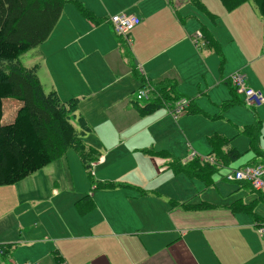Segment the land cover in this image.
I'll return each instance as SVG.
<instances>
[{
    "label": "crops",
    "instance_id": "crops-1",
    "mask_svg": "<svg viewBox=\"0 0 264 264\" xmlns=\"http://www.w3.org/2000/svg\"><path fill=\"white\" fill-rule=\"evenodd\" d=\"M67 1L68 7L62 8L56 26L38 46V52L50 69L55 89L51 91L62 102L77 100V106L91 101L82 107H94L95 117H100L99 111L110 115L125 112L136 120L144 104L139 106L134 101L135 92L143 83L154 84L157 89L164 81L167 86L173 83L176 94L187 100L188 93H178L177 85L187 80L196 65L198 71L210 68L208 59L216 57L207 53L210 47L216 55H222L223 46L216 35L204 26L197 30L191 21H182L180 14L172 15L165 0H116L117 8L110 16L124 11L134 15L140 24L120 48L115 42L99 51L91 41L89 48L83 37L102 22L94 15L89 19L77 11L76 4L84 3L83 0ZM180 4L176 0V6ZM204 14L208 17L207 12ZM127 47L135 49L137 57L136 65L133 60L128 64L136 76L131 82L126 80L130 70L122 60V57L127 60ZM79 60V64L73 63ZM96 71L103 73L105 79L100 85L88 84V75ZM220 77L218 88L226 86L223 88L229 92L228 100L234 99L235 105L242 102L241 95L231 93L228 77ZM204 84L197 87L201 92L208 94L215 89ZM246 84L253 90L259 88L249 85L247 78ZM242 105L246 107L244 102ZM188 108L190 113L186 116L199 113L192 102ZM248 109L253 115L227 121L231 125L228 136L212 131L205 137V147L193 148V152L190 147L194 143L186 142L189 151L186 158L184 145L179 153L172 142L154 144L146 134L149 130L139 134L143 148L151 146L156 150L152 152L164 156L151 159L152 166L145 171L138 166L120 176L106 172L95 177L117 182V189L98 187L85 175L69 174L73 193L65 195L56 182L60 181V174L56 170L53 174L44 173L42 169L26 177L32 178L30 188L0 187V245L6 250L0 256V264H264V237L256 231L264 223V185L255 191L247 183L226 182L222 176L248 166L264 168V155L258 150L260 143L257 150H250L248 137L242 133L244 127L259 122V134L264 136L260 123L264 122V106ZM76 115L72 117H82L79 112ZM182 131L170 123L172 140L174 136H186ZM238 135L241 140L232 141ZM213 136L224 139L222 153L232 149L240 156L243 154L239 165L231 169L229 162L223 165L215 154H206L205 151H211L208 139ZM116 141L110 142L111 147ZM86 147L95 153L92 156L100 157L91 146ZM206 157L218 169L208 185L169 168L173 160L186 166L191 159L203 161ZM143 158L140 155L136 162ZM78 178L83 182H78ZM261 180L264 181V175Z\"/></svg>",
    "mask_w": 264,
    "mask_h": 264
},
{
    "label": "rangeland",
    "instance_id": "rangeland-1",
    "mask_svg": "<svg viewBox=\"0 0 264 264\" xmlns=\"http://www.w3.org/2000/svg\"><path fill=\"white\" fill-rule=\"evenodd\" d=\"M83 1L84 3L78 1V5H80L90 17L94 15L95 18L100 19L99 22H102V25L94 28L93 31L85 33L83 43L85 42V45L91 48V41L99 51H105L107 48H110V45L113 46L115 42H118L116 43V47H122V44H124V42L126 43V40H128L129 34L127 37L115 36L112 33L113 31L111 32L108 27L109 24L106 21V17L109 18L112 11L117 8L116 4L118 3H116V0ZM165 1L169 2L168 7L172 8V15L180 14L183 17L181 18L182 21H191V26L193 27L195 24L197 30L204 26L208 31H211V34L217 36L220 40V44L223 46L221 56L216 55L214 49L210 47V49L207 50V53L216 56L208 59L207 62L210 68L198 71V65H196V70L185 82H182L181 85L178 84L176 88L178 93H182L183 91L188 93H184L187 96V100L192 102V104L198 109V114H202L203 116H198V114L186 116L182 114L183 116L181 118L178 117L176 121L172 119L173 117L169 110L166 108H159L149 115H137V119L134 121L131 119L132 116L128 113L125 115V112L124 114L117 113L110 115L105 111H99L100 113H98V115H100V117H95L93 114L94 107H82L83 104L91 103V101L86 100L82 103L80 102L75 113L77 114V117L78 112L82 115L84 123L89 128V132L82 130L80 124L77 123L78 118L74 119L71 116L70 123L74 125L77 137L86 146H91L96 150L101 158L99 157L97 159V155H95L82 161L79 157L80 154L69 148L62 151L61 155L56 160L52 161L41 170L44 173L49 172L51 174L56 170V172L60 174V181L56 180V182L58 183L57 185H59L61 192L65 195L73 193L71 189L72 180L69 177V174L85 175L88 181L90 180V182L98 187L117 189V182H114L111 179L98 180L95 177L99 175L101 177L102 174H106V172H110L112 176H120L125 173V171H130L138 166L144 169V171L146 167L152 166L151 159L157 157L150 153L156 150L151 146L143 148V146L140 145L142 138L139 139L138 137L139 134L144 133L147 130L149 131L146 134L151 138L154 144L172 142L174 150L179 153L182 149V145H184L183 156L185 158L187 156L186 154L189 152L187 146L188 143L186 144V142H189L190 144L194 143L191 145L193 147H190V150L193 152V148L198 149L205 147L204 142H207L205 137L210 135L212 131L221 132L228 136L227 131H229L231 125L227 121L230 123L232 122L231 120L239 121V119H243L244 115H253V113L248 111L249 109L242 105L244 100L242 102L239 101L240 103L237 105L228 100L229 92L223 88L226 86L222 84V87L218 88L220 86V76H227L229 82L230 74L241 70L242 74L246 76L249 85L251 84L254 88L259 87L253 91H258L264 97V23L259 14L258 7L253 0H243L234 10L229 12L224 6H222L220 0H179V3H181L179 6H176V0ZM67 2L70 1L63 0L64 8L68 7L66 5ZM72 4L75 7V4ZM205 12H207L208 17L204 14ZM119 13L126 14L127 12L122 11ZM139 22L138 25L140 24ZM196 38L198 37H195V39ZM122 50H125V48ZM38 51L39 47L20 55L14 61L12 66L17 67L21 71L29 69L33 70L39 82L42 94L47 95L52 92V89L54 91L55 89L51 83L50 69ZM125 51L128 63L123 57L122 60L124 61L125 68L130 70V75L127 76L126 80L131 82L136 76H133L131 73V66L128 64H131V61L133 60L134 65H136L137 57L135 49L130 47ZM73 63L79 64L80 60ZM72 67L78 68L80 65L72 64ZM96 67L99 66L96 65ZM221 71H223L222 74ZM103 79H105V75L100 71H96L95 73H90L86 81L88 84L100 85L103 82ZM82 82H84V80H82ZM165 82L166 81H164L163 84H165ZM204 83L215 89L208 94L201 92L197 87L200 86L202 88L205 86ZM123 84L131 83L123 82ZM228 84L232 88L231 84L227 83V85ZM140 88H148L151 92V97L148 101H138L140 104L139 106H142L152 100L155 95V87L154 84L143 83L138 90H140ZM55 95L58 97L56 93ZM176 104H178V100L170 101L168 105L169 108H171ZM8 107L13 106L12 104H8ZM81 111H85V113H82ZM237 113H239L240 116H237ZM200 117L204 118L205 122ZM170 123L173 127L178 125L187 137L183 136L182 138L180 136V138L174 136L172 140L171 134L169 133ZM260 123L262 129L264 122L261 121ZM135 131L136 134L133 135ZM183 131L181 134H183ZM119 138L121 139L118 140ZM238 139L241 140L239 135L232 139V141ZM111 141H116L112 147V143H110ZM256 143L258 146L260 143L258 150L264 155V136L259 134V139ZM205 152H207L206 154L209 153L208 151ZM245 152L247 153V151ZM246 153H244V155ZM140 155L144 158L140 162H136ZM202 156L204 157L205 155ZM243 158L244 156L241 154L236 161H230L228 168L232 169L236 165H239ZM192 168L194 169V166H192ZM228 173L229 172H226L222 176L226 177ZM227 181L228 180H226V182ZM78 182L83 181L78 178ZM262 182L264 183V181ZM31 183L32 178H26L13 186L14 189L19 190L30 188ZM61 184L63 188H61Z\"/></svg>",
    "mask_w": 264,
    "mask_h": 264
},
{
    "label": "trees",
    "instance_id": "trees-1",
    "mask_svg": "<svg viewBox=\"0 0 264 264\" xmlns=\"http://www.w3.org/2000/svg\"><path fill=\"white\" fill-rule=\"evenodd\" d=\"M242 1L220 0L228 12ZM253 1L264 23V0ZM63 4V0H0V187L12 186L34 175L69 148L78 152L82 161L95 154L77 137L74 125L70 123L77 100L62 102L54 92L43 95L33 70L21 71L12 66L20 55L47 40L60 18ZM76 6L90 19L80 5ZM229 89L235 93L230 85ZM181 99L186 100L176 94L173 83L160 84L158 89L155 87L152 100L139 108L140 115H149L163 107L168 110L170 101ZM230 102L235 103L234 99ZM188 107L183 114L190 113ZM77 123L89 132L82 117H78ZM242 133L248 137L249 149L257 150L259 122L244 127ZM208 143L211 146L208 156L215 154L223 165L240 156L232 149L222 153L220 150L225 141L221 137H210ZM150 154L164 156L162 153ZM173 161L169 168L174 173H183L204 185L211 183L212 175L218 170L207 157L203 161L191 159L186 166Z\"/></svg>",
    "mask_w": 264,
    "mask_h": 264
},
{
    "label": "built area",
    "instance_id": "built-area-1",
    "mask_svg": "<svg viewBox=\"0 0 264 264\" xmlns=\"http://www.w3.org/2000/svg\"><path fill=\"white\" fill-rule=\"evenodd\" d=\"M113 33L119 37H127V35L138 25V19L132 14L119 13L112 15L108 18ZM195 37L199 38L196 34ZM197 39V38H196ZM229 83L234 89L235 93L243 97V102L248 108H257L264 106V97L257 91H253L247 87L246 77L242 72L236 71L229 76ZM143 88V87H142ZM137 90L135 99L136 101L146 102L151 97V92L148 88ZM188 107V102L184 99L178 101V104L169 108L168 110L172 115V119H177L180 117ZM264 175V168L262 166L244 167L237 170H232L225 177L228 181L247 183L253 190L259 191L263 187V182L261 180ZM256 231L260 237H264V223L256 228ZM5 252L3 246L0 245V256ZM55 264H66L64 262H57Z\"/></svg>",
    "mask_w": 264,
    "mask_h": 264
}]
</instances>
